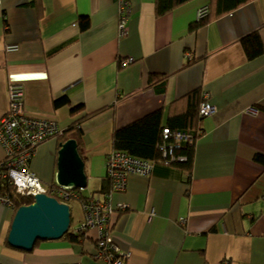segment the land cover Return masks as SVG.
<instances>
[{"label":"crops","instance_id":"obj_1","mask_svg":"<svg viewBox=\"0 0 264 264\" xmlns=\"http://www.w3.org/2000/svg\"><path fill=\"white\" fill-rule=\"evenodd\" d=\"M209 1L156 15L154 0H129L121 35L115 0H0V118L19 86L27 115L61 130L79 125L83 195L110 192L111 233L126 264H264V165L255 160L264 155V51L247 59L239 41L257 30L264 48V0L190 30ZM80 16L88 17L85 29ZM123 58L132 61L121 67ZM150 73L164 83L148 86ZM197 89L215 111L202 120L190 170L156 166L111 192L105 160L114 130L159 108L163 119L178 115ZM61 98L67 102L55 106ZM65 140L43 141L29 161L43 184H57ZM69 209L76 234L83 211L78 200ZM14 212L0 203V264H102L92 257L95 229L38 240L31 251L12 247Z\"/></svg>","mask_w":264,"mask_h":264},{"label":"built area","instance_id":"obj_2","mask_svg":"<svg viewBox=\"0 0 264 264\" xmlns=\"http://www.w3.org/2000/svg\"><path fill=\"white\" fill-rule=\"evenodd\" d=\"M118 14V30L121 35L126 32V22L130 13L129 0H115ZM206 9L199 11L202 16ZM16 45L6 46L9 50L16 49ZM132 61L131 58L119 60L121 67ZM205 96V94H204ZM23 93L19 86H13L9 91L8 106L0 118V144L5 156L0 161V186L10 190L0 193V203L14 210L15 206L10 194L15 193L33 198L36 194H46L60 202L67 203L70 199L81 202L83 219L75 229L76 234H84L89 229L96 230L95 250L92 257L100 260L102 264H126L128 253L121 252L111 233L109 215L112 211L110 205V192L97 196H84L83 188H71L57 184H43L36 174L29 168V161L35 150L43 141L62 133L54 120L29 116L23 108ZM215 111L214 105L203 101L199 113L208 116ZM250 112L256 111L254 108ZM162 138L166 142L186 138L187 135L179 131L162 129ZM162 143L159 147L163 157L171 156L176 142ZM174 159V157H171ZM177 161H184L179 156ZM153 162L128 154L123 150H111L105 160V175L110 182L112 191H124L127 185V176L136 174L144 177L150 176Z\"/></svg>","mask_w":264,"mask_h":264},{"label":"trees","instance_id":"obj_3","mask_svg":"<svg viewBox=\"0 0 264 264\" xmlns=\"http://www.w3.org/2000/svg\"><path fill=\"white\" fill-rule=\"evenodd\" d=\"M188 1L190 0H154L153 5L155 14H164ZM248 1L250 0H210L206 6L207 9L205 8L206 12L204 15L193 22L189 29L193 30L203 26L211 19L229 13ZM79 24L81 29L87 28L89 25L88 17L80 16ZM239 41L247 59H253L261 55L264 51L261 37L257 30L243 35ZM164 81L165 76L163 74L150 73L148 77V86H154L155 84L161 85ZM65 101L67 102L65 98L57 99L54 101V105L57 106ZM203 101L199 89L193 90L187 94V103L184 112L174 116H167L166 119H163L165 114L163 110L159 108L147 113L139 119L131 121L123 127L115 129L112 137V150H123L132 156L152 161L154 163L152 171L156 166L180 168L189 171L193 159L195 141L203 132L202 120L205 116L199 113L200 105ZM80 109H82L80 105L72 107L71 113ZM86 117H88V115ZM75 125L76 124H72L57 136H60L61 140L74 138L79 143L82 131L78 128L79 125ZM163 128H167L171 131H179L187 135L186 138L183 136V138L178 141L175 140L176 146L173 148L171 156L168 155L166 158L163 157L159 149L160 145L164 142L161 134ZM175 142L168 140L164 143H170L169 145L171 146V144ZM179 156L185 157V160L177 161L176 159ZM171 157H174V159H171ZM255 160L264 165L263 154H256ZM105 178L110 184L106 176ZM5 191L10 193L9 189L0 186V193H4ZM10 196L15 206L14 211L18 206L28 204L32 201L31 197L15 193H11ZM70 200L67 202L69 206ZM78 201L81 205L80 200ZM71 219L72 217L70 214V221ZM63 237L76 239L78 236L68 229Z\"/></svg>","mask_w":264,"mask_h":264},{"label":"water","instance_id":"obj_4","mask_svg":"<svg viewBox=\"0 0 264 264\" xmlns=\"http://www.w3.org/2000/svg\"><path fill=\"white\" fill-rule=\"evenodd\" d=\"M84 163L73 138L59 144L56 182L59 186H86ZM69 205L46 194H36L28 204L18 206L13 214L7 243L14 248L31 251L38 240L59 239L69 229Z\"/></svg>","mask_w":264,"mask_h":264},{"label":"rangeland","instance_id":"obj_5","mask_svg":"<svg viewBox=\"0 0 264 264\" xmlns=\"http://www.w3.org/2000/svg\"><path fill=\"white\" fill-rule=\"evenodd\" d=\"M38 146H39V145H38ZM70 201H71V200H70ZM70 223H71L70 227L72 228V225L74 226V224H73V222H72V221H71Z\"/></svg>","mask_w":264,"mask_h":264}]
</instances>
